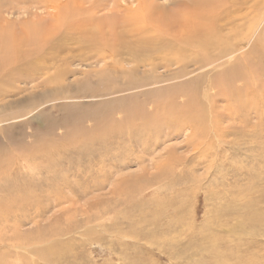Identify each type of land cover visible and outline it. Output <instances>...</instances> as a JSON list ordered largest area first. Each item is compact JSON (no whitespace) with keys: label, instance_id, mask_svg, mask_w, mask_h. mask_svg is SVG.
Returning a JSON list of instances; mask_svg holds the SVG:
<instances>
[{"label":"bare ground","instance_id":"bare-ground-1","mask_svg":"<svg viewBox=\"0 0 264 264\" xmlns=\"http://www.w3.org/2000/svg\"><path fill=\"white\" fill-rule=\"evenodd\" d=\"M12 1L15 6H21L18 9L23 8L28 17V21H21L22 33L34 31V35H28L30 40L23 37L19 42L17 39L18 42L11 43L12 48L8 51L7 37L0 34V72L3 66L7 68V80L3 81L7 87L11 88L13 82L33 83L31 89L42 90L41 95L45 97L55 91L53 93L60 98L57 103H63L70 98L63 97L65 91L70 92L64 89L72 88L61 82L60 77L65 74L61 68L56 70L57 64L65 67L74 61L94 62L103 64V68L92 72L93 77H97L93 88L87 82H80L78 89H92L88 90L90 96L102 101L126 96L112 103L100 101L99 105L90 108L65 106L63 115L57 124L52 125L47 138H40L44 142L31 147L20 146L25 153L17 156L8 155V145L5 151L0 150V264H63L65 257L73 255V249L82 250L83 244L77 248L73 241L78 228L61 225L60 217L67 210L58 212V215L52 213L51 220L47 215L60 205L80 201L89 191L102 188L114 171L118 172L117 168L131 163L144 164L147 157L153 156L173 133L184 135V147L193 153L191 161L201 156L205 160L212 154L218 157V142L227 135L221 126L224 115L218 114L217 100L225 102L223 109L230 121H237L244 127V130L238 127L233 130L236 139L262 136L264 0H166L165 5H159L160 0H115L109 3L107 0H91L87 7H84L88 3L86 0ZM10 3L9 0H0V7ZM32 10H41L46 17L42 19ZM103 11L107 14L98 15ZM3 24L0 13V25ZM17 24L12 23L19 27ZM223 26H230L233 35L221 34ZM232 38L238 41L239 58L255 62L263 68L261 74L248 75L238 66L231 67L233 58L228 56ZM246 42L248 47L241 49ZM63 53L66 56L60 57ZM53 68L54 73L50 75L48 71ZM117 79L120 80L115 84L117 88L109 87L110 83L114 84L112 80ZM10 88H7V97L22 95L21 90ZM3 94L6 93L0 92V96ZM28 101L30 98L22 95L19 100L3 103L0 109L8 111ZM252 117L256 123L252 124ZM28 140L30 138L24 143L34 141ZM135 151L140 155L127 162L128 153L132 155ZM106 156L110 157L108 161L104 159ZM184 161L186 159H180L174 150L169 149L155 162L157 172L150 180L145 176L143 179L137 176L115 179L119 195L122 193L125 203L130 204L124 210V220L132 222L129 230L135 227L143 230L147 225L153 226L151 230L156 234L157 231L161 235L173 233L176 237L164 242L163 246L172 250L169 253L172 261L184 258L182 255L189 256L187 264H201L203 252L213 256L210 264H219L222 258L231 260L242 251L246 254L252 248L261 249L263 244L258 238H264V207L258 205L264 202V194L258 201L249 199L236 205L233 201L236 192L231 190V197L228 196L222 209L225 216H237L247 225L248 238L241 244L242 236L235 235L226 240L213 233L221 216L220 208L208 209L204 222L196 226L187 218L190 210L187 207L182 210L178 200L183 191L176 193L174 198L161 197L163 200L160 201L156 198L161 196V191H153L151 195V191L146 193L156 184L169 189L183 182L185 178L175 176L173 171L186 172ZM172 175L175 177L171 178ZM193 181L197 183L195 178ZM217 187L218 183L210 180L208 185L192 190V194L201 193L204 201L214 202L227 195ZM249 188L253 186L248 184L237 195L243 196ZM183 214L184 218H180ZM165 219V226L160 230L157 228L159 222ZM28 225L34 228L21 231ZM129 230L121 233L116 228L111 236L127 237L131 242L137 238L149 239L143 234L132 235ZM152 232L150 235L154 238ZM101 234L105 236L104 232ZM180 237L186 241L179 247ZM192 255H200L201 259L192 258ZM79 260L86 262L82 256ZM175 263L181 264L180 261ZM258 263L262 262L251 258L242 261V264Z\"/></svg>","mask_w":264,"mask_h":264},{"label":"rangeland","instance_id":"rangeland-1","mask_svg":"<svg viewBox=\"0 0 264 264\" xmlns=\"http://www.w3.org/2000/svg\"><path fill=\"white\" fill-rule=\"evenodd\" d=\"M86 1L88 3L84 7H87L88 5H90L91 0H86ZM107 1L109 3L110 1H115V0H107ZM229 1L233 2L234 0H228V2ZM9 2L11 3L7 4L6 6H2L3 8L0 7V13L3 18V23H4L3 25H0V30H1L0 34L1 35L5 34V36L7 37V38L5 37L4 38L6 40L5 42L7 44L8 51H10L12 48L11 43L16 44V42H18L19 40H22L23 37L24 39L29 38L30 40L31 35H34V31L32 32L27 31L25 32L26 34L22 33L21 24L25 21H28L27 14L25 13L24 10H22L23 8L18 9V8H21V6H15L12 0H9ZM158 3L159 5H165L167 2L166 0H160ZM13 9L15 10L13 11ZM226 9L228 10L230 9V7ZM32 13H36L35 15L41 16L42 19L46 17L44 12H42L41 10H38V11L32 10ZM105 14H107V12L103 11L101 12V14H98V15L103 16ZM30 18H34V17H30ZM37 18H40V17H37ZM17 20L19 21L18 24H17L18 22ZM35 21H37L36 18H35ZM38 22L42 23L41 20H38ZM8 23H10V25ZM12 23L14 25L17 24V26L19 25V27L13 26ZM230 28H231L230 26L228 27L223 26V29H222L223 32L221 34L223 35L227 34V35L232 36L233 33L230 31ZM42 32L43 31H40V33ZM23 34L25 35L23 36ZM29 34H30V37L28 36ZM229 42H230L231 50H230V54L228 57L233 58L232 62L235 63L234 65L232 63L231 67L238 66L240 67V69H242V72L244 71L248 75L249 74H261V70L264 68V66L261 69V67L256 65L255 62L250 63L247 60H243V59L241 60V58H239V56L237 55L238 41L232 38L231 40H229ZM248 44L249 43L246 42L242 44L240 48L246 49L248 47ZM74 51L77 52L75 49ZM64 56H66V53H63L60 55V57H64ZM59 65H61L62 67ZM65 67L61 63H59L56 66V70L58 69L60 71L59 68H61V70H64L63 72L65 74V77L63 76L60 77L59 75L58 76L60 77V79H62L61 82H63L64 85L66 86L71 85L70 88L72 89H64V90L70 91V92L65 91V93L63 94V97H66L67 99L70 97L68 101H65L63 103H61L60 101L57 103V100L60 98H58L57 94H54L55 91H51L52 93L46 96L47 97L46 98L45 96H42L43 95L42 90L41 92L39 90L36 92L33 89H31L33 88L31 87L33 83L24 84V83H19V82H13V85H11V88L7 87V84L3 82L7 80L6 78L7 68L3 66L2 71L0 72V74H2L0 75V90H1L0 92L6 93V94L5 96L4 94L3 96L2 95L0 96V107L3 103H6L8 100H12V101L19 100L22 95L28 96L30 98V102L28 101L25 104L21 105L20 107L16 106L17 108L15 107L14 109H11L8 111L7 110L2 111L0 109L1 111L0 121H2L0 123V150L1 151H5L4 149H6L8 145L10 146V148L7 150L8 155L17 156L18 154H21L25 151L21 149L20 146L30 145L31 147V146H36L38 143L44 142L45 140L40 141V138H47L48 136L47 133L51 129L52 125L57 124L58 119L63 115V107L65 106L74 105L77 107L79 106L81 108H84V107L90 108L93 105H99L101 103L100 101H102V99H93L91 97L92 95L88 92V90H92V89H87V90L78 89V84L80 82H83V83L87 82V84H90L91 88H93V84L96 82L97 77H93L95 75L92 72H99L103 68V64L94 63V62L80 63L78 61H74L72 64L68 63L67 65H65ZM53 70L54 68L50 70L51 72L48 71V73L53 74L54 73ZM112 81H114V84L110 83L109 87L112 86L113 88H117L115 84L118 83L120 80L117 79V80H112ZM7 88H10V89L15 88L18 91L21 90L22 92L19 91V93H22V95L15 96L14 98L11 96L7 97ZM74 96L75 98H73ZM125 96H121L118 98L115 96L105 98V100L102 102H111L113 100L120 99ZM263 101H264V92H263ZM217 102H216L218 106L217 110L219 111L218 114L221 113V115H224L222 116L223 120H221V126L222 128L224 127L223 128L224 132L226 131L225 136L227 135L226 137H221V139L218 142V145L220 146L218 155L220 154L219 155L220 157L219 156L217 157L215 154H212L208 159L204 160L203 156H201L195 160L193 159L194 161H191V158H193L192 156L193 153L190 152L189 149L187 150L185 149L184 135H176L173 133L171 135V138L168 139L163 144V146H160L156 150V152L153 154V156L147 157V161L144 164L133 165L131 163L129 165L117 168L118 172L114 171V174L111 175L110 180L102 188L98 190L89 191L87 195L84 198H82L80 201H74V203H71V204L69 203V204L60 205L59 207L55 208L54 210H52V212H50L47 215L48 216L47 219L51 220L52 213H56L58 215L59 214L58 212L60 211L63 212L64 210H67L66 213H64L65 216L64 214H62L60 217L62 227L72 226L74 228H78V230L75 231L73 235V241H74V245L77 248L83 244L82 250L79 249L77 252V250L73 249V255L70 257L69 256L65 257L64 258L65 260L62 261L63 264H70L71 262H74L75 260H76L75 264H176L175 262H178V261H180L181 264H187L186 263L188 261L187 257L189 256L182 255V257L184 258L179 259L178 261L176 259H175L176 261L175 260L172 261L169 256V253H171L172 250H170L171 251L170 252L167 246H163L165 245L164 242L166 241L168 242L170 239H173V237H176L173 233L161 235V232L157 231L158 234L160 233L158 235L154 231L152 232L151 229L153 228V226L148 227L147 225L143 227V230L140 227H135L134 230H129L131 226L130 224L132 222L131 221L127 222L124 220V218L126 216L125 211L127 210L130 204L128 205L127 203H125L122 193L119 195V192H120L118 191L119 187H116L115 186L116 183L114 182L116 178L120 179L126 176H130V177L137 176L141 179H143L145 176L147 177V180H150V177H152L153 175H156V172H157L154 166L155 162L158 161V158L160 159V157L165 156V153L169 149L174 150L180 159L182 160L186 159V161H184L183 164L185 165V167H187V171L189 172L186 171L181 174V173H177L176 171H173L175 176L183 177L185 178V180L183 182L180 181V183L175 184L176 186L174 185L172 188H169V189L168 187L166 188L162 187L163 184H156L155 186L148 188L146 190L147 191L146 193L151 191L150 193L151 195L153 191H158V192L161 191L159 193L161 194V196L156 198V201H160V200H163L161 199V197L164 198L165 196L167 198H170V197L174 198L173 196H175L176 193L183 191V194L178 196L179 198L178 200L182 206V210L184 207H187L190 210L189 216L187 218L191 220L192 224L196 226L204 222V214H206L208 209L214 208V206L215 208H220L221 216H219L218 218L219 220H217V226L215 227L216 230L213 231V233L215 235L224 236V239L226 240H231L232 237L235 235L239 237L242 236L241 239L243 238V240H240V242L241 241L245 242V240L248 238L247 236L248 230L246 229L248 228L247 225L242 223L240 218H238L237 216L236 218L225 216L224 213L222 212V209L226 205L225 203L228 201V196L231 194V190L233 191V193L236 192V195L234 196V200H233L236 203V205L242 204L244 201L246 202L249 199H252L254 201H258L260 197H262L263 199V194H264V126L262 127V133H261L262 136L260 138L252 137L249 139L245 137V139L244 138L236 139V136L232 132L234 129H238V128H240L241 130H244L243 125L239 124L237 121H230L227 115H225L226 111H224L223 109L225 102L221 99L217 100ZM251 121H252V124L256 123V120L254 117H252ZM262 125H264V116L262 117ZM27 138L28 139L30 138V140L34 139V141H32L31 144H29L30 142L24 143V142H27ZM258 142H261V144H259ZM233 144L234 146H231ZM4 153L7 154L6 152ZM128 154L129 156L127 158L128 159L127 162L129 161L132 162V160H135V157H138L140 155L138 154L137 151L133 153L134 155L133 154L131 155L130 153ZM125 155L126 154H124L123 156ZM109 158H110L109 156H106L104 159L108 161ZM120 158L125 159L122 157ZM121 159H118L119 162H123L125 164L127 163L126 161H123ZM149 159H154V161L151 162L149 161ZM211 166H213V168H211ZM246 169L248 170V172H246L247 171ZM212 173H214V175ZM175 176L172 175L171 178H174ZM209 177L210 179H208ZM194 178L197 180V183L193 181ZM201 179L205 181L203 182L201 181ZM253 179L254 181H252ZM210 180H215L218 183V187L216 188L217 190L219 191L223 190L222 192L227 194L223 199L217 200L214 202H211L210 200L204 201V199H202V195H200L201 193L194 192L192 194V190H197L198 188H202L205 185H208ZM248 184H251L253 188L252 189L249 188L248 189L249 192L247 193L244 192L243 196H238L237 194L240 192V190H242L245 186L248 187ZM115 191H117L118 194H116ZM143 199L144 198H142V200ZM239 199L240 201L237 202ZM136 202L139 203L138 198ZM207 202L209 205L206 204ZM258 206H260L259 208L264 207V202L260 203ZM169 211L170 210H167L166 213L167 212L169 213ZM95 215H97L98 217H96ZM181 217L184 218V214L181 215L180 218ZM205 220H208V219H205ZM137 221L138 220L136 219V222ZM166 221H167L166 219L161 220V222H159L160 225H158L157 228H160V230H162L165 226L164 223H166ZM234 223L236 225V228L234 227ZM141 224L142 223H140L139 225L141 226ZM232 225H233V228H232ZM32 227L34 228L33 225L24 226V228H22L21 231L23 232L30 231L32 230ZM116 228H117V231L121 233H127L129 230V232H133L132 235L140 236L141 234H143L142 236L148 237L150 240L148 238H147L148 240H140V238H137L135 240L132 239V242H131V240L127 237H121L119 239L114 238L113 236H111V233H114ZM150 231L152 232V234L154 233L153 234L154 238L153 236L150 235L151 234ZM101 232H104L105 236L102 235ZM159 237L160 238L162 237V238L159 239ZM177 239L178 238H176V240ZM258 240H261V243L263 244L261 249H257L258 252H256L257 251L256 248H252L251 251L246 254L243 253L242 251V253L240 252L237 255L235 254L234 256H232V258L233 257L234 258L233 259L231 258V260L226 259V258H222V259L220 258L221 262L219 261V264L220 263L222 264H242V261L244 259L249 260L250 258L251 260L256 259L258 262H262L261 264H264V260H263L264 259V242H263L264 238H258ZM148 241L150 243H148ZM160 241H162L163 244ZM185 241L186 239L184 240V237H180L178 239L177 246L179 247L184 246ZM242 242L241 244H243ZM217 244L220 246V243H217ZM221 249H222L221 247L217 249V252L218 250L220 252ZM174 250L175 249H173V253L175 252L174 254H176L177 251H174ZM190 252L192 251H189L188 253ZM187 255H191V254H187ZM81 256H82V259H85L86 262H81L79 260ZM201 256L203 260L201 264H210V260L213 259L212 255H209L207 253L205 254V252H203ZM201 256L192 255V258L195 257V258L201 259ZM234 261L235 263H232ZM215 264H218V263L216 262Z\"/></svg>","mask_w":264,"mask_h":264}]
</instances>
